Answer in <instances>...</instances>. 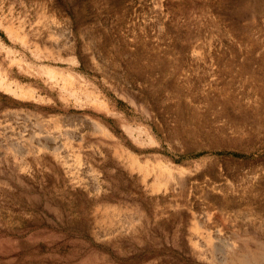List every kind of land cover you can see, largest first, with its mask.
I'll use <instances>...</instances> for the list:
<instances>
[{"label":"rangeland","instance_id":"obj_1","mask_svg":"<svg viewBox=\"0 0 264 264\" xmlns=\"http://www.w3.org/2000/svg\"><path fill=\"white\" fill-rule=\"evenodd\" d=\"M263 251L264 0H0V264Z\"/></svg>","mask_w":264,"mask_h":264},{"label":"bare ground","instance_id":"obj_2","mask_svg":"<svg viewBox=\"0 0 264 264\" xmlns=\"http://www.w3.org/2000/svg\"><path fill=\"white\" fill-rule=\"evenodd\" d=\"M252 246H254V245H252ZM262 246V245H261ZM264 252V251H263ZM254 259V258H253Z\"/></svg>","mask_w":264,"mask_h":264}]
</instances>
